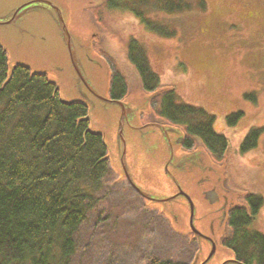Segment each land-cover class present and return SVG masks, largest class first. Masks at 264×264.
I'll return each instance as SVG.
<instances>
[{
  "label": "rangeland",
  "instance_id": "obj_1",
  "mask_svg": "<svg viewBox=\"0 0 264 264\" xmlns=\"http://www.w3.org/2000/svg\"><path fill=\"white\" fill-rule=\"evenodd\" d=\"M27 1L31 0H0V15ZM51 1L63 7L70 31L92 49L95 59L85 63L86 72L103 96L110 97L103 56L111 57L127 76L129 93L122 100L130 102L135 113L124 133L128 168L138 186L156 197H170L178 190L162 160L157 159L167 154L158 131L152 127L140 131L132 126L169 123L151 111V100L146 105L143 99L153 93L143 90L138 72L127 59L131 38L146 50L161 86L175 88L179 103L200 106L214 114L215 130L228 138L225 163L216 161L201 141L194 146L214 168L204 176L207 173L217 180L218 192L226 189L233 203H244L246 193L264 198V0H204L205 8L200 0H182L190 7L171 12L160 9L156 0L135 2L148 18L161 25L160 31L146 27L130 10L105 9L104 0ZM47 8L28 12L14 23L0 24V42L8 51L10 65L22 62L34 70H44L57 81L64 99L88 93L91 128L104 134L112 164L99 192L102 199L78 230L77 250L68 264H148L152 257L189 264H224L233 253L220 245L208 259L211 241L195 238L185 198L154 202L129 184L118 153L121 110L115 104H104L78 85L67 47ZM238 111L242 117L230 125L229 115ZM251 128L263 131L258 146L243 152L241 146ZM201 177L199 173L191 180H178L194 199V222L204 234L209 231L204 225L203 187L197 184ZM172 209L180 221L174 212L168 213ZM205 218L209 224L211 216ZM251 227L264 234V205Z\"/></svg>",
  "mask_w": 264,
  "mask_h": 264
},
{
  "label": "trees",
  "instance_id": "obj_2",
  "mask_svg": "<svg viewBox=\"0 0 264 264\" xmlns=\"http://www.w3.org/2000/svg\"><path fill=\"white\" fill-rule=\"evenodd\" d=\"M149 1L104 0V7L130 10L146 27L160 31L161 25L135 4ZM156 1L169 12L190 7L182 0ZM200 5L205 8L204 0ZM126 49L143 90L157 93L151 111L184 128L186 147L201 141L216 161L225 163L229 141L215 130L216 116L203 107L179 103L175 88L162 87L137 39L131 38ZM103 58L110 67L109 96L125 98L127 76L111 57ZM242 115L241 111L231 113L230 125ZM262 131L251 128L241 150L258 146ZM111 169L108 143L103 133L91 128L89 105L64 99L47 72L22 62L10 65L8 51L0 42V264H68L77 250L75 236L98 208L102 182ZM263 205L262 195L246 193L240 210L229 217L232 233L222 241L248 264L264 259V234L249 230ZM148 264L189 263L152 257Z\"/></svg>",
  "mask_w": 264,
  "mask_h": 264
},
{
  "label": "water",
  "instance_id": "obj_3",
  "mask_svg": "<svg viewBox=\"0 0 264 264\" xmlns=\"http://www.w3.org/2000/svg\"><path fill=\"white\" fill-rule=\"evenodd\" d=\"M43 8L48 9L46 11L51 15V17L55 21L57 29H58L66 47H67L68 54H69V57L71 60V64H72L73 69L75 71L76 81H77L78 85L81 87V89H83V88L87 89V91L91 95H93L95 98L102 101L104 104H115V105L119 106V109L121 110L119 129H118V135H117L118 153L120 154V159H121V167H122L121 171H122L123 175L126 177V179L128 180L129 184L143 197H145L149 200H152L154 202L172 201L175 198H178L179 196H183L188 201V204L190 206V227H191L192 232L194 233L195 238H197L198 241L200 239L210 238V237L206 236L205 234H203L196 227L195 222H194L195 210H196L195 202H194L192 196H190V194H188L182 188L179 180L177 178H175V176L170 175L167 172V174L170 175L171 179H173L176 182V184L178 186V190H179L177 194H174L170 197L153 196L152 194H150L149 192L145 191L143 188H141L140 186L137 185L135 179L132 177V175L129 171V168H128L127 140H126V136L124 133L125 125L130 123V117L132 114L135 113L134 108L130 106L131 105L130 102H127V101L124 102L121 99H114L111 97L107 98V97L103 96L97 90L96 86L91 81V78L88 76V74L86 72L87 71L86 66H85L86 62H92L95 59L93 57V54L91 51L92 49L89 50V45H87L86 43H82L80 41V39L77 36H75V34L73 32L70 31V29L67 25V21H66V17H65V10L63 9V7L56 4L55 2H53L51 0L27 1V2L19 5L18 7L13 8L8 13H6L4 15H0V24L14 23L22 15H24L28 12H31V11H35V10H37V11L44 10ZM103 63H104L105 68L107 69L108 80L106 81V87L108 86V88H109V84H110L109 67H108L107 62L104 61ZM100 65H101V67L103 66L102 63H100ZM42 71H44V70H42ZM156 94L157 93H153V94L143 98L147 103L146 105H148V101L152 100V98ZM88 98H89L88 93L84 92V94L80 98H75V99H80V100H83L87 103L86 99H88ZM147 109H149V108H147ZM132 126L135 130H140V131H142L146 127H152L153 131H156L157 128H159V129H163L164 132H166V130L177 132L176 128H174L172 126H166L163 124H159V123H146L144 125H132ZM104 138H105V136H104ZM105 140H106V138H105ZM108 147H109V144H108ZM174 154H175L174 148L170 147V155L172 156ZM166 169H167V166H166ZM171 212L172 211H170L168 213L172 214ZM174 217L177 220V218H176L177 216L175 213H174ZM216 250H217V243H216V241H212V247H211V251L209 253L208 259H210L215 254ZM233 263L234 264H242L238 260H232V259L228 260L224 264H233ZM202 264H205V262H203Z\"/></svg>",
  "mask_w": 264,
  "mask_h": 264
},
{
  "label": "flooded vegetation",
  "instance_id": "obj_4",
  "mask_svg": "<svg viewBox=\"0 0 264 264\" xmlns=\"http://www.w3.org/2000/svg\"><path fill=\"white\" fill-rule=\"evenodd\" d=\"M147 123H159L166 126H172L177 129V132L167 131V130L166 132H164L163 129L157 128L156 131H158L159 136L161 137V140L163 141V144L167 151V154L165 155H158L157 159L162 160L165 169L167 166L165 172L166 173L168 172V174L175 176V178L177 179H183L185 181L191 180L192 175L201 173L202 177L197 180V184L199 187L201 188L203 187L202 189L203 197L206 200V202H203L202 204V207L206 209V213L204 214V225L207 227L209 231L208 233H204V234L209 235L212 239H214L217 243V247H220V245L224 246L222 242L223 239L228 238L232 233V229L229 226V222H228L229 217L231 216L232 211H234L235 209L240 210L241 204L233 203L231 196H229L225 192L226 189L225 190L222 189L223 193L218 192L217 180L206 175L209 171L214 170V168L209 164H207L206 163L207 161H204L205 160L204 157L202 156V154L199 153L200 149H195L194 147L188 148L185 146L187 136L184 128L178 125L164 124L160 122H147ZM170 147L171 148L175 147L174 148L175 154L172 156L170 155ZM176 151H179V153L176 154ZM131 159H138V157L132 156ZM149 159H152V157H149ZM157 161L158 160L154 161V163ZM204 172H207L205 173V176H204ZM178 191L179 190H176L174 194H177ZM180 197L184 198L183 196H179L178 198H175L173 201H176L177 199H181ZM171 211L176 214L177 221H180L178 220L179 215L177 214V211L175 209H172ZM208 216H211L210 218L211 222L209 224H208V220L205 218ZM254 221H256V217ZM253 229L254 228H252L251 226L249 227V230H253ZM253 231H258V230H253ZM217 234H219L221 237L220 238L217 237ZM211 238H205V240L206 242L211 241L210 245L212 247V240H210ZM224 247L225 249L230 250L233 253V256L224 260L225 262L232 259V260H238L242 264H248L245 261L239 260L233 249L227 246ZM261 260L262 261L260 262V264H264V259ZM256 263L259 264L258 262H253L252 264H256ZM207 264H209V262ZM219 264H222V262Z\"/></svg>",
  "mask_w": 264,
  "mask_h": 264
}]
</instances>
